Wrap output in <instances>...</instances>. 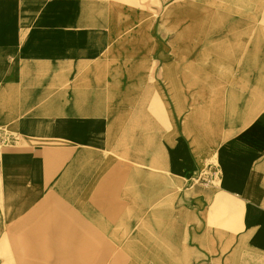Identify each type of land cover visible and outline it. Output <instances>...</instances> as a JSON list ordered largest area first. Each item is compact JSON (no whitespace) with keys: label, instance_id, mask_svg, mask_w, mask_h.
Listing matches in <instances>:
<instances>
[{"label":"crops","instance_id":"1","mask_svg":"<svg viewBox=\"0 0 264 264\" xmlns=\"http://www.w3.org/2000/svg\"><path fill=\"white\" fill-rule=\"evenodd\" d=\"M194 1L213 14L184 26L220 28L187 37L226 39L218 63L175 60L182 31L124 0L110 19L106 0H0V129L22 138L0 152V264H264V0Z\"/></svg>","mask_w":264,"mask_h":264},{"label":"bare ground","instance_id":"2","mask_svg":"<svg viewBox=\"0 0 264 264\" xmlns=\"http://www.w3.org/2000/svg\"><path fill=\"white\" fill-rule=\"evenodd\" d=\"M121 0H106V6L105 13L107 19L110 18H116L117 16L121 15V11L118 9H122L121 6L115 5L114 3L119 2ZM200 1V0H198ZM209 3L210 0H206V3ZM210 4V3H209ZM202 15L204 18L208 19L210 18V15L213 14L210 8V5L206 6H199L195 4L194 0L189 1L185 5H179L176 3L174 6H171V9L166 13L165 20L167 21V25H171V29H174L177 34L179 35V32L177 30H181V37H178L175 41V54H173L175 60H179L180 63H182L184 60H186L188 63H190L192 66L194 65V58L195 56L199 57L203 63H218L221 58L226 57V39H218L215 37H207L203 41L201 39L199 40L197 37H187L189 35V32L195 33L196 27L198 26V31L203 34H210L211 30L220 28L217 26V23H213L212 26H208V23H202L195 24L192 22L188 26H184V19H194L197 17V15ZM172 20L177 22H172ZM251 37H250V61H251V80L252 83L257 80L264 78V37H257L259 30L258 27L255 25H251ZM261 33H264V31H260ZM201 38V37H200ZM157 47V42H155V48ZM185 52L188 54V59L182 56V53ZM190 52V53H188ZM161 57H165L167 59V55H164L163 53L160 54ZM259 66L262 67L261 71L259 69ZM175 79V77L173 78ZM175 91L178 93V89L180 88L178 86L177 80L175 79ZM261 86V84H260ZM252 92L254 91L253 85H252ZM256 90H258L256 88ZM11 131H14V129H10ZM16 132V131H15ZM218 217V216H217ZM238 220V218H236ZM219 227H224L222 222L219 223ZM212 231H207L206 236L209 237ZM218 236L220 237H231L232 231H229L227 233V230H221L218 229L216 231ZM153 258L154 256H143L142 259H140L138 262H130L129 264H193L192 259L187 258V256H177L174 255V251L171 250V255L169 260H161V259H153V263H150L148 261L149 259ZM180 259L179 258H183Z\"/></svg>","mask_w":264,"mask_h":264},{"label":"rangeland","instance_id":"3","mask_svg":"<svg viewBox=\"0 0 264 264\" xmlns=\"http://www.w3.org/2000/svg\"><path fill=\"white\" fill-rule=\"evenodd\" d=\"M128 3H132V7L134 11L142 14V15H150L152 19L154 20L153 24L156 26L157 29L160 31V36H162L163 30L166 31L170 28L164 27V18L166 13L171 9V6H174V4L178 3L179 1L182 3H188L191 0H124ZM256 27H261L264 29V22L261 23V26H259V23H254ZM169 32V31H168ZM173 39V38H172ZM253 104V103H252ZM22 143L21 136L15 132L11 131L9 129H0V152L5 148H11V147H20ZM214 160V159H213ZM221 207V206H220ZM219 207V212L216 213L212 220L217 222H227L228 214L224 211H226V208L224 211L221 210ZM218 216V217H217ZM238 214H234L235 217V228L232 230L234 235L240 231V228H238L237 219ZM239 219V218H238ZM205 236V235H204ZM210 260L204 254L203 259L200 264H210Z\"/></svg>","mask_w":264,"mask_h":264}]
</instances>
